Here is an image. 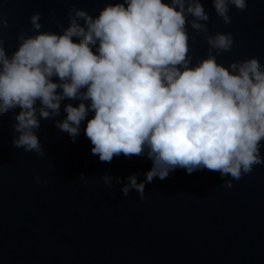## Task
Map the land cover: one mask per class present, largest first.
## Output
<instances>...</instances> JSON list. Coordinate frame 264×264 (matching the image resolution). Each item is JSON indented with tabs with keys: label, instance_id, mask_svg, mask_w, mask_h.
<instances>
[{
	"label": "clouds",
	"instance_id": "clouds-1",
	"mask_svg": "<svg viewBox=\"0 0 264 264\" xmlns=\"http://www.w3.org/2000/svg\"><path fill=\"white\" fill-rule=\"evenodd\" d=\"M212 4L227 24L229 5L243 10L247 0ZM189 15L192 29L207 31L201 0H108L94 17L70 8L61 33L18 34L10 56L0 42V115L19 107L12 144L42 156L35 130L40 119L58 115L67 98L79 103H66L55 126L74 141L92 113L83 131L99 160L121 153L151 159L144 180L138 183L136 173L126 177L124 195L134 188L144 199L145 182L164 179L178 166L233 179L251 172L264 162V64L254 56L218 63L216 56L233 43L230 33L220 32L207 38L209 53L214 48L216 54L193 63ZM38 19L39 13L31 16L33 29H40ZM102 179L110 186L108 175Z\"/></svg>",
	"mask_w": 264,
	"mask_h": 264
},
{
	"label": "water",
	"instance_id": "water-1",
	"mask_svg": "<svg viewBox=\"0 0 264 264\" xmlns=\"http://www.w3.org/2000/svg\"><path fill=\"white\" fill-rule=\"evenodd\" d=\"M106 2L0 0V42L10 56L18 34L61 33L70 8L94 17ZM201 3L209 19L200 23L207 31L192 29L190 15L185 25L193 63L216 54L214 48L209 53L207 38L220 32L230 33L233 43L216 56L218 63L254 56L264 64V0H247L243 10L230 4L227 24L212 0ZM34 13L38 30L30 21ZM66 103L79 101H61L60 113L40 119L35 130L42 156L12 144L19 107L0 115V264H264V162L239 179L178 166L164 179L145 182L144 199L134 188L124 195L126 177L136 173L138 183L144 180L151 159L121 153L99 160L83 131L92 113L74 141L55 126L66 115Z\"/></svg>",
	"mask_w": 264,
	"mask_h": 264
}]
</instances>
